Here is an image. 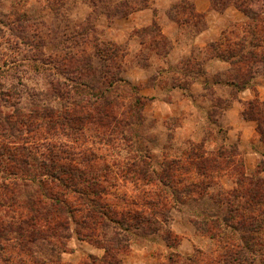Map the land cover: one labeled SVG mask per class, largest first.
<instances>
[{
  "label": "rangeland",
  "instance_id": "obj_1",
  "mask_svg": "<svg viewBox=\"0 0 264 264\" xmlns=\"http://www.w3.org/2000/svg\"><path fill=\"white\" fill-rule=\"evenodd\" d=\"M228 9L240 19L222 16ZM263 27L235 6L212 0H0V86L12 92L1 112L33 106L62 114L69 108L66 124L29 122L9 138L13 144L0 136L7 155L22 166L12 202L0 192L6 195L0 226H11L0 232L9 239H0L5 244L0 264H34L17 248L25 242L31 255L40 257L37 264L42 259L61 264L72 237L104 251L100 261L83 257L76 264H124L131 244L153 252L152 261L139 256L148 264H191L187 258L197 249L215 250V242L191 221L214 211L216 196L235 188L225 174L227 162L247 175L264 170ZM245 89L251 99L243 112L256 133L252 148L263 156L253 170L246 146L238 147L236 134H230L227 118H233L226 114ZM101 94L112 106L100 101ZM109 112L113 119L104 117ZM49 148L69 157L73 174V190L53 188L74 209L72 216H59L68 222L66 230L57 228L61 242L43 240L42 227L36 230L30 222L25 228L19 218L26 196L32 211L44 200L43 191L27 181L39 178L40 153ZM186 155L194 163L218 166L201 199L173 192L202 179ZM9 168L4 155L0 182L14 180ZM183 168L189 170L186 178L179 175ZM103 203L112 204V212L99 209ZM182 240L193 246L189 255L177 251ZM105 249L111 257L102 261Z\"/></svg>",
  "mask_w": 264,
  "mask_h": 264
},
{
  "label": "trees",
  "instance_id": "obj_2",
  "mask_svg": "<svg viewBox=\"0 0 264 264\" xmlns=\"http://www.w3.org/2000/svg\"><path fill=\"white\" fill-rule=\"evenodd\" d=\"M212 3L214 5L224 4L225 7L233 5L245 16L257 23V25L258 23H264V20L260 18V15L264 14V0H212ZM261 31L264 33V27ZM262 41L264 44V36ZM221 58L223 59V57ZM259 62L264 64V61ZM259 62L253 63L254 67H256ZM69 92L70 89L69 91L63 92L61 96L66 98V96L69 95ZM11 96V89L0 86V108L3 106L4 99L10 98ZM100 101L107 102L112 106L110 99L102 94L100 96ZM32 105H34L33 101ZM68 111V107H65L64 112L61 114L59 112L55 113L53 109L44 108L38 110L33 108V106L31 108H18L12 113L5 114L0 110V136L7 140V144H13V142L9 141V138L15 137V133L19 131V126L29 125V122H36L37 119H47L46 121H48V124L57 122L66 124ZM246 115L247 114L243 112L244 119L253 120ZM104 117L106 119H113V114L112 112H109L108 114H104ZM12 120H15L16 122H12ZM99 122L101 123L100 120ZM6 151L7 145L2 146L0 143V164L2 163L3 156L6 155L7 160L12 163V168L7 170L10 173V176H13L14 180L4 183L0 182V192L8 193V197L10 196V202H12L11 196L14 195V189L19 187L18 179L22 177V166L17 162L15 156H8ZM47 151V153H40L39 169L42 173L39 178L36 181H32L31 179L27 181L29 182L28 184L32 183L36 186V192L38 190L43 191L44 200L38 202L39 209L36 208L32 211V209L28 207L29 200L26 196L23 202L24 205L22 206L24 211L21 212V215L23 216H19V218L22 226L25 228L28 227V223L30 222L34 223L36 230H39V228L42 227V233H40V236L43 240H47L51 237L61 242V237H63V235L60 232H57V228L66 230L68 222L67 219L64 220L63 217L59 218V216H72L74 209H72V205L66 201L65 195L61 193V196L58 197L57 192H53V188L54 186L62 187L64 193L68 189L73 190V174H71V169L67 165L69 157L65 155L64 152L53 148H49ZM186 156L187 163L194 164L195 166V175L197 177H202V179L194 183L190 182L189 185H182L179 190L174 187L173 192L175 194L181 192L185 197L193 196L194 199H201L207 195V188H210V184L206 183V179L211 178L210 176L214 173H219L218 166L214 165V167L211 168L209 167V164L211 163H206V161L194 163L191 155ZM202 158L209 160L205 155H203ZM238 165H241V163L239 162ZM226 168L227 170H225V174L234 181L235 188L229 192H220L214 201L217 205L216 209L212 212H203L201 216L202 218L199 215H196L198 218L191 221L197 231L199 230V232H203L204 235L215 242V250L205 254L197 249L195 253L196 255L188 257L187 261L191 264H264V178L260 176L264 170H257V176L247 175L240 169H235L232 160L227 162ZM206 171H208V173ZM177 172H179V170H175V173ZM188 172L189 170L183 168L179 175L180 177L186 178ZM28 184L23 182L22 186L28 187ZM5 196L6 195L0 193V212L1 208L4 206L3 197ZM46 199L48 202H45ZM10 202L8 207H11ZM54 204L57 205V208L54 207ZM111 205L112 204L103 203L98 207L99 209H105L108 212H112L111 209L113 207ZM145 205L152 206L154 203L145 201ZM55 208L56 210H54ZM141 212L144 213L143 211ZM110 220L112 223L120 224V222L115 219ZM136 221H145V219L139 218ZM5 227L6 228H2V226H0V232L2 231L3 233L4 229L8 231L7 228L11 229L9 223H6ZM2 233L0 234V239L8 243L9 239L1 238ZM68 237L69 236L67 235L66 238ZM89 238H91V235H89ZM78 239L85 241L81 238ZM2 241L0 242V250L5 248V244H3ZM87 242L90 243L88 240ZM92 243L93 241L91 244ZM119 245V242H117L116 247ZM17 248L21 254L25 255V259L28 258V261L37 264V260H39L40 257L36 258L31 255L30 248L26 246V242L18 244ZM41 253L42 251L39 252V255ZM118 253H120V251H117V254ZM107 256L111 257L105 249V256L102 261H105V257ZM25 259H23L22 263L26 261ZM45 262L50 264L53 263L51 260L42 259L41 263L45 264Z\"/></svg>",
  "mask_w": 264,
  "mask_h": 264
},
{
  "label": "crops",
  "instance_id": "obj_3",
  "mask_svg": "<svg viewBox=\"0 0 264 264\" xmlns=\"http://www.w3.org/2000/svg\"><path fill=\"white\" fill-rule=\"evenodd\" d=\"M198 1L199 0H197V2ZM230 14L235 15L239 19L241 17L235 10L232 9H228L224 12V14L221 15L227 16ZM248 92H250L249 89H245V91L241 92L240 95H244V97H240V101L233 102L232 106L226 110V114L227 116L229 115L233 118L231 122V119L229 120V118H227V120L229 121L228 125L230 134H236L234 138L236 141L235 143L238 147L244 149L243 147L246 146L245 152L247 153V156L250 157V161L252 163L250 168L251 170H253L254 166L256 165L257 159L262 158L263 156L259 149L256 148V146L254 147V149L252 148L255 145L256 137L253 124L242 117L243 103L251 99L248 96ZM252 142L254 143V145L252 144ZM262 176L264 178V172L262 173ZM68 247H70L71 250L62 252L60 256L61 264H76L83 257L100 261L104 255L103 249L90 243H86L85 241H81L76 237L71 238ZM130 247H132V252L128 256L124 257V264H148L140 260L139 256H146V258L148 257V259L152 261V251H146L147 249L145 248L141 249L136 246L134 247L132 246V244L130 245ZM165 248L166 246L162 245L163 252L166 251ZM177 251L179 253H184L187 251L186 254L189 255L193 251V246L190 242H188V240H182L177 247Z\"/></svg>",
  "mask_w": 264,
  "mask_h": 264
}]
</instances>
